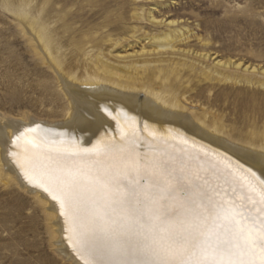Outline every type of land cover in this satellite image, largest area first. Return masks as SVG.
Wrapping results in <instances>:
<instances>
[{"label":"bare ground","instance_id":"obj_1","mask_svg":"<svg viewBox=\"0 0 264 264\" xmlns=\"http://www.w3.org/2000/svg\"><path fill=\"white\" fill-rule=\"evenodd\" d=\"M9 1L7 8L35 56L53 71L69 97L71 113L62 123L0 114V177L43 202L53 218L58 255L71 264H153L159 257L142 246L146 229L122 219L126 209L137 206L136 199L124 200V195L131 189L151 191L152 179L166 177L190 182L198 189V202L221 210L219 217H209L199 227L186 256L189 264L229 242L231 255L219 257L224 264H261L264 251L252 241L264 227V153L229 143L190 115L188 98L162 66L177 56L196 62L211 61L212 55L180 49L187 42L168 31L151 38L160 43L149 52L127 61L111 58L102 44L77 35L75 23L82 14L68 8L70 0ZM56 16L61 18L55 24L47 22ZM64 46L69 47V59ZM79 57L84 60L77 64ZM216 64L242 67L231 61ZM243 67L244 74L257 72ZM177 68L173 70L181 73ZM69 179L74 181L71 190ZM233 207L245 218L233 223ZM98 209L109 221L106 226L121 232L111 248L101 249L91 238L99 224L92 222ZM180 230L190 229L178 222L153 226L161 246Z\"/></svg>","mask_w":264,"mask_h":264},{"label":"rangeland","instance_id":"obj_2","mask_svg":"<svg viewBox=\"0 0 264 264\" xmlns=\"http://www.w3.org/2000/svg\"><path fill=\"white\" fill-rule=\"evenodd\" d=\"M86 1L68 4L82 14L75 23L77 35L102 44L111 58L127 61L149 52L160 43L151 38L168 31L187 42L180 49L212 55L211 61L196 62L177 56L162 66L166 76L180 84L190 115L229 143L264 153V0ZM9 2L0 0V114L12 120L31 116L62 123L71 113L70 99L53 71L35 56L7 8ZM60 18L47 22L55 24ZM68 49L64 46L69 59ZM218 61L242 67L218 68ZM176 64L181 73L173 70ZM244 65L257 72L244 74ZM52 222L36 195L0 177V264H71L56 252Z\"/></svg>","mask_w":264,"mask_h":264},{"label":"snow or ice","instance_id":"obj_3","mask_svg":"<svg viewBox=\"0 0 264 264\" xmlns=\"http://www.w3.org/2000/svg\"><path fill=\"white\" fill-rule=\"evenodd\" d=\"M67 183L71 190L74 181L69 179ZM151 184L153 188L151 191L141 193L136 189H131L124 195V200L129 197L136 199L137 206L126 209L122 219L130 220L146 229L142 246L146 253L159 257L153 264H189L186 256L198 239L199 227L209 217L214 215L219 217L221 210L198 202V189L190 182L181 183L179 180L174 181L171 178L161 177L152 179ZM69 194H71L70 191ZM141 195L143 196L142 200L140 199ZM232 213L233 223L245 218L244 213L234 207ZM97 221H99L97 230L91 234V238L101 249L113 247L118 242L121 232L117 230L116 226L111 228L106 226L109 221L102 209L97 210L92 222L96 223ZM173 222L185 225L190 230L170 233L167 245L161 246L159 242L161 238L156 236L153 226H167ZM261 224L264 225V220L261 221ZM119 227L123 228L124 224L121 223ZM160 231L164 232L165 228L161 227ZM252 244H258L264 251V227H261L260 236L252 241ZM225 254L231 255L230 242L223 246L217 244L211 255H201L192 264H224V261L219 257ZM228 264H233V262L228 261ZM237 264H245V262L239 261ZM261 264H264V261Z\"/></svg>","mask_w":264,"mask_h":264}]
</instances>
